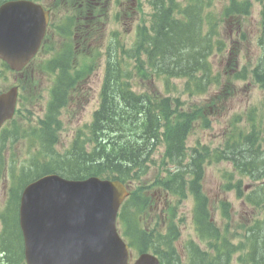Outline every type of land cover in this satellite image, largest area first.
Returning a JSON list of instances; mask_svg holds the SVG:
<instances>
[{
  "label": "trees",
  "instance_id": "obj_1",
  "mask_svg": "<svg viewBox=\"0 0 264 264\" xmlns=\"http://www.w3.org/2000/svg\"><path fill=\"white\" fill-rule=\"evenodd\" d=\"M160 21L159 32L161 33L157 37L156 47L161 51V54L158 59L167 68L173 70L209 71L207 59L204 58L202 64L199 65L198 57L192 53L193 49L197 47L195 37L188 39L186 36L192 38L193 31L183 29L177 23L168 22L165 13L160 16ZM206 47H211L208 40ZM257 70L264 74V58L257 65ZM262 84L264 87V82ZM95 118L94 126L100 128V133L106 130L109 135L111 133L118 134L117 137L111 138V142L115 146H119L126 158L124 161L126 166L137 163L139 159L141 161L143 153L155 141V129L153 128L155 121L149 107L145 103H139L134 95L122 88L102 92L101 106L95 112ZM254 150H258V147ZM237 154L241 160L245 158L242 150L237 151ZM251 156H255V151H251ZM69 160L72 164L66 166V171L70 173L79 170L83 171V174L91 168L97 167V159H92L90 156H72ZM257 164V161L250 164L251 169L254 170L253 177H260L263 174V171H257ZM118 171L122 173L120 168Z\"/></svg>",
  "mask_w": 264,
  "mask_h": 264
},
{
  "label": "rangeland",
  "instance_id": "obj_2",
  "mask_svg": "<svg viewBox=\"0 0 264 264\" xmlns=\"http://www.w3.org/2000/svg\"><path fill=\"white\" fill-rule=\"evenodd\" d=\"M252 8L251 12L248 15L246 20L247 29L250 33V40L253 43V46L256 48V38L258 34V21H259V8L260 4L256 0H251ZM227 0H216L215 5L218 8H221L223 4H225ZM149 8L146 6L144 9V12H148ZM132 34V33H131ZM254 48V50H255ZM255 53V52H254ZM253 53V54H254ZM34 76L39 77L41 80L40 84V90L43 95V102L42 103H35L31 102L30 105H34L31 108H36V112H41V107L44 106L46 103V95L44 89L47 88L49 91L50 87L52 86V77H49L48 74H46L44 71H35ZM89 79V85H87V88L84 89L83 93L81 94L82 97L79 101V99L75 98L69 106L64 108L61 113V121H62V138H61V145L65 146L68 142L69 136L71 135V131L76 128H81L84 124L88 123L91 120V115L93 112V109L96 107L97 100H98V90L100 86V76L101 72L97 71L93 74ZM4 78L0 76V81H3ZM133 82V89L135 90H146L143 85L139 86L136 83L135 86V78L132 80ZM156 83V79L150 83L152 86H154ZM172 83L176 84L179 89L182 88L183 80H172ZM175 94V93H174ZM263 92H261L257 88H251L250 91L247 93L248 102L255 104L258 99L263 98ZM48 97V92H47ZM183 99L188 103L191 101L196 100L187 97L186 95H183ZM245 106V103H237L232 107L229 111L232 112L233 110H242ZM228 116H221L216 119H214L211 123V127L209 129H202L198 126L193 129V131L190 133L188 139H187V146H193L197 140L200 143H205L210 146H216L221 142V129L223 127L224 121H227ZM164 148L163 146H160L157 151L155 152V161L150 164V171L149 173L142 178L139 181H135L134 186H139L140 184L144 185L146 188L144 190L152 191L156 188L154 185L155 175H163L165 170L171 169V164H163L161 161V154L163 152ZM109 162L117 163L118 161L115 158H110ZM229 168V165L227 163H211L206 165L204 170V178L202 181V186L204 192L209 196L211 199V202L213 204H216L217 200L219 198H226L229 201H233L236 206L237 199H234V193L233 192H223L221 190V179L223 172ZM191 198L189 195H187L186 198L180 199L172 194H168V202L173 205L176 204L177 206V223L181 229V236L179 240L177 241V246L180 248V245L182 241L190 236L194 235L193 233V227L192 223L190 221V212H191ZM157 202L161 203L163 202L162 197H157ZM146 205H149V203H146ZM212 217L214 220L218 219V211L213 209L212 211Z\"/></svg>",
  "mask_w": 264,
  "mask_h": 264
},
{
  "label": "water",
  "instance_id": "obj_3",
  "mask_svg": "<svg viewBox=\"0 0 264 264\" xmlns=\"http://www.w3.org/2000/svg\"><path fill=\"white\" fill-rule=\"evenodd\" d=\"M31 13L35 14L36 11L32 10ZM0 54L6 57L11 62L12 66H16L19 62L18 57L14 53V50L9 46L0 45Z\"/></svg>",
  "mask_w": 264,
  "mask_h": 264
}]
</instances>
